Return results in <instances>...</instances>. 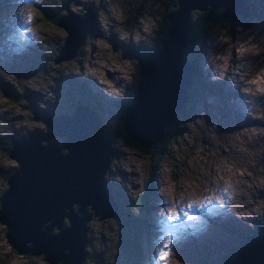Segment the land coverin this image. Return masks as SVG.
Returning <instances> with one entry per match:
<instances>
[{
  "label": "rangeland",
  "instance_id": "obj_1",
  "mask_svg": "<svg viewBox=\"0 0 264 264\" xmlns=\"http://www.w3.org/2000/svg\"><path fill=\"white\" fill-rule=\"evenodd\" d=\"M81 1L84 4L80 0H0V142L7 145L10 141L12 145L29 132L49 131L50 127L35 119L34 112L39 117V112L46 111L58 123L80 129L73 118L63 123L59 115L71 111L76 102L93 104L116 150L100 179L109 200L102 194L98 202L105 206L109 201L116 213L100 220L86 205L90 217L86 220L85 256L80 264H157V243L165 233L161 213L187 209L189 204L197 205L191 213L197 219L182 220L167 232L172 256L162 264H219L227 254L233 255L246 231L264 223V0H246L252 13L243 35L231 34L222 24H215L196 50L180 52L196 60V73L189 84L190 103L171 121L180 123L168 134L171 139L157 159L120 136L116 118L128 103L136 63L150 53L145 51L159 39L158 23L168 20L174 7L156 1L149 8L144 6L143 16L134 11L127 19L129 14L125 17L123 10L132 11L129 7H134V0ZM91 10L97 19L95 28L87 31L73 53L64 43L77 29L70 32L63 26L62 30L53 22L54 16L59 17L57 21L76 14L81 18ZM194 10H188L190 19L196 15ZM157 12L163 14L160 20ZM29 14L33 16L31 22L27 20ZM81 21L89 25L91 19L86 15ZM25 27L30 31L25 32ZM234 58L242 66L243 75L238 89L228 96L226 83L214 81L215 74L207 62L210 59L213 65L219 63L227 69ZM235 98L247 104L253 101L255 110L250 105L247 109L236 107L231 103ZM25 99L29 107L24 105ZM63 138L53 135L41 142L60 147ZM98 148L94 147L92 154H99ZM73 151L78 153L79 149L74 147ZM18 167L17 160L6 155V146H0V193L8 186L6 177ZM147 176L150 178L146 181ZM152 195L157 197L156 204L166 198L162 208H152ZM138 196L145 203L142 209L134 206ZM186 196L188 201L183 199ZM207 199L213 204L204 208ZM27 206L25 203L18 208L24 211ZM45 209L55 214L49 206ZM62 224H69L68 219L65 223L63 218ZM16 233H7L0 222L2 262L51 264L42 254L16 253L8 239L30 245Z\"/></svg>",
  "mask_w": 264,
  "mask_h": 264
},
{
  "label": "water",
  "instance_id": "obj_2",
  "mask_svg": "<svg viewBox=\"0 0 264 264\" xmlns=\"http://www.w3.org/2000/svg\"><path fill=\"white\" fill-rule=\"evenodd\" d=\"M177 2L179 8L161 39L162 47L140 62L141 81L132 101L125 104L124 115L120 116L125 133L146 147H152L165 136L162 125L167 127L188 97L185 90L190 84L192 65L180 54L186 42L188 10L208 8L203 21L211 18L215 8H222L220 17L227 16L231 22L237 20L238 15L247 18L251 13L246 0ZM91 12L81 17L84 19L89 15V19H92L94 11ZM62 19L58 21L61 27H69L70 32L77 29L72 38L71 35L67 36L64 43V47L69 44V50L75 53L86 31L91 29V24L78 23L72 15L68 20L65 17ZM46 71L43 70V73ZM47 113L39 112L37 117L34 112V117L50 127L49 131L29 132L15 140L8 151L17 160L19 167L7 176L8 186L1 192L0 222L5 224L7 233L11 230L18 232L30 243L24 246L8 239L18 254H42L43 259L51 264H80L85 256L82 250L86 240V220L90 217L86 205H90L100 220L116 213L109 201L105 206L98 202L102 194L108 199L101 188L100 179L103 172L107 171L109 159L116 155V150L110 145L111 135L103 131L101 116L90 104L76 103L71 111L59 115L63 123L73 118L80 129L60 124L49 118ZM83 118L87 119L83 121ZM53 135L64 137L60 147L53 142H41ZM100 142L101 145H98ZM93 145H98L97 148L101 150L99 154H92ZM74 147L79 149L78 153L73 151ZM61 148H65L66 152L61 153ZM56 171L61 174L56 175ZM13 198L15 200L11 201ZM25 203L29 206L21 211L19 208L25 206ZM73 205H76V211ZM47 206L56 215L47 211ZM64 216L69 224H62ZM54 224L57 225V232L52 230ZM29 231L33 236L31 238L27 236ZM220 264H264V223L251 228L233 255Z\"/></svg>",
  "mask_w": 264,
  "mask_h": 264
},
{
  "label": "trees",
  "instance_id": "obj_3",
  "mask_svg": "<svg viewBox=\"0 0 264 264\" xmlns=\"http://www.w3.org/2000/svg\"><path fill=\"white\" fill-rule=\"evenodd\" d=\"M134 1H135L134 7L133 6L132 7H129V9H131L132 11H130V10H123V12H125V17H126V14H129V17H126L127 19H129L130 17H132L135 14L134 11H137L138 13H140L143 16V10L145 9L144 6H146V8H149L156 1L157 2H160L164 6L167 5V4H172L173 5L174 10L169 13L168 20H166L162 25L158 23V28H157L156 32L158 34H160V35H159V39L155 42L152 50H154V51L160 50L161 47H162L161 40L160 39L164 37V34L167 32L168 27L171 24L172 17L176 14L177 8H179V4H178L177 0H155V1H152V0H149V1H147V0H134ZM147 2H150V3L148 4ZM52 6L54 7V10H56L57 12L59 11V9L57 8V6H55L54 4ZM59 6H61V5H59ZM138 7H139V9H138ZM147 11L148 10H146L145 13ZM207 11H208V8H204L203 10L195 9L194 12H195L196 15L194 17H192L191 19H190V16H189L188 12H187V20H186L187 34H186V42H185V46L186 47L184 48V50L181 51V54L183 53V51H184V53L187 51L188 54H189V53H191L192 49H195L198 45H200L201 42L204 40L205 36L207 35L208 30L211 28L212 25L222 24L223 25V28L226 31H228L229 33H231V34H237L238 32H240V35H243L245 32H247V31H245V28L247 26V23H246V21L244 19H241L240 18V20H239V18H237V20L231 22L230 19L227 16H223L221 18L220 15L222 13V8H215L214 11H213V14L211 15V18L206 19L205 21H203L204 16H205V14H206ZM157 14H158V12H157ZM55 17L56 16H54L53 22L56 23V25L58 27H60L62 30H64L58 24V21H57L58 18H55ZM161 17L163 18V14L162 15L161 14H158V19L157 20H160ZM96 20H97L96 19V16L93 14V18H92V21L90 23L91 26H93V28H95ZM41 21L42 20L40 19V21L38 23H41ZM43 23H47V20H44ZM74 29H76V28H74ZM127 39H129V38H127ZM78 49H79V47H77V51H78ZM136 64H137V67L138 68L136 69V73L133 76L134 83L131 85V94L129 96L128 102H131L132 99L134 98V96L136 94L137 85L141 81V75L139 73L140 64H139V62H137ZM1 92L5 96L8 97V100L9 101H13L12 100L13 98L11 96L7 95L8 93L6 94L5 92H3L2 89H1ZM186 92L187 93L190 92V86L187 87ZM27 100L28 99H25V104L24 105H26V106L29 107L30 103ZM189 103H190V99L188 97L186 99V101L183 102L182 106L175 112V115L174 116H176L178 113L183 114L184 109L187 107V105ZM75 104L76 103H74V105ZM70 110H72V109H70ZM65 111H67V110H65ZM121 115H124V110H122ZM116 120L118 121L117 122L118 125H117V128H116V131L119 132V135L122 136V137H124L128 142H133L134 144L138 145L139 148L143 152L146 151L148 154H150L151 156L155 157V159H157V157H159L162 154H164L163 151L165 149V145L171 139L168 134L171 133L172 132V129L175 126L179 125V123H180V122L178 123V121L175 122V123H171L172 120H170L169 123L167 124V127L166 126L163 127L164 128V132L167 135L164 136L161 140L157 141L152 147H146V146L141 145L140 143L134 141L128 134L125 133L121 117H118L117 116ZM6 128H7V126H6ZM4 145L6 146V155L9 156L7 150L11 147L10 146L11 145V142L9 141V143L7 145L4 144V143H2V142H0V146H4ZM162 147H163V150H162ZM65 152H66V149H62V153H65ZM149 178L150 177L147 176L146 177V181L149 180ZM143 203H144V201L142 200V197L141 196H138V197L134 198V206H136L137 209H140V208L142 209L144 207V205H145V203L144 204ZM73 208H74V205H73ZM64 220H65V223H66L67 222V219L65 217H64ZM254 227H256V228L258 227L257 223L254 225ZM14 251L16 252L15 249H14ZM230 256H231V253L230 254H227L218 263H221L223 261L228 260L230 258ZM94 257H95L96 261H100L99 257H96V256H94ZM0 264H5L4 262H2V259L1 258H0Z\"/></svg>",
  "mask_w": 264,
  "mask_h": 264
},
{
  "label": "snow or ice",
  "instance_id": "obj_4",
  "mask_svg": "<svg viewBox=\"0 0 264 264\" xmlns=\"http://www.w3.org/2000/svg\"><path fill=\"white\" fill-rule=\"evenodd\" d=\"M28 22H31L33 20V16L29 14L27 16ZM25 32H29L30 29L25 27ZM213 204L212 199H207L203 207L208 208L210 205ZM197 207V205L189 204L187 209H179V211L171 212V213H161V228L162 231L167 234V232L172 229L173 227L178 225V222L184 221H195L197 219L196 215L191 214L192 209ZM171 222V223H170ZM182 226V225H181ZM170 240H166L163 244V247L160 249L158 256H157V264H162V262H165L171 255V249H170Z\"/></svg>",
  "mask_w": 264,
  "mask_h": 264
},
{
  "label": "clouds",
  "instance_id": "obj_5",
  "mask_svg": "<svg viewBox=\"0 0 264 264\" xmlns=\"http://www.w3.org/2000/svg\"><path fill=\"white\" fill-rule=\"evenodd\" d=\"M80 2H82V1H80ZM84 3V2H83ZM156 11H157V9H156ZM251 13H252V11H251ZM250 13V14H251ZM95 15V14H94ZM251 15H249L247 18H241V19H244L245 21H246V23H247V20L246 19H248L249 17H250ZM57 18H59V17H57ZM81 18H83V17H81ZM81 18L79 17V16H76V17H74V19L78 22V23H81V22H83V21H81ZM72 21H73V19H72ZM91 21H92V19H91ZM91 21H90V23H91ZM76 22V23H77ZM68 23V22H67ZM67 25V24H66ZM70 25V24H69ZM94 28H93V26H91V30H93ZM162 39V38H161ZM160 39V40H161ZM203 42V41H202ZM201 42V43H202ZM201 45V44H200ZM200 45H198L195 49H193V50H196ZM186 46H184L183 48H185ZM192 50V51H193ZM191 51V52H192ZM145 52H150V53H148V55L149 54H151V53H153V52H155L154 50H152V49H150V50H147V51H145ZM147 55V56H148ZM146 56V57H147ZM185 60L186 59H191L193 62H194V65H192V71H191V74H190V78L193 76V73H196V67H195V58H186L184 55L182 56ZM234 59H236V58H234ZM234 59H231L230 60V63H227V66H228V76H231V75H233V76H235V79L233 78V77H231L232 79H234V80H236V81H238L239 82V86H240V83H241V77H242V75H243V72H241V70L243 69L242 68V66L239 64H237V63H235V62H237V60H234ZM209 61H210V59H209ZM233 63H234V65H233ZM233 65V66H232ZM208 67V69H211L213 72L218 68V64L217 65H212V63L210 62V64H209V66H207ZM191 81V80H190ZM225 83V82H224ZM223 83V81L222 82H220V84H224ZM226 87H227V85H226ZM227 88H229V87H227ZM188 97H189V93H188ZM187 97V98H188ZM186 101V100H185ZM243 102H244V100H243ZM243 102H238L239 104H243ZM76 103H84V102H76ZM89 104V103H88ZM127 104V103H126ZM90 106L91 107H93V108H95L96 109V111H97V113H98V109L95 107V106H93V104H90ZM99 114V113H98ZM263 224V223H262ZM254 227V226H253ZM252 227V228H253ZM250 232V230L247 232L246 231V234L247 233H249ZM220 264V263H219Z\"/></svg>",
  "mask_w": 264,
  "mask_h": 264
},
{
  "label": "bare ground",
  "instance_id": "obj_6",
  "mask_svg": "<svg viewBox=\"0 0 264 264\" xmlns=\"http://www.w3.org/2000/svg\"><path fill=\"white\" fill-rule=\"evenodd\" d=\"M87 32V31H86ZM114 49H115V46H114ZM235 60H237V59H235ZM142 62V61H141ZM114 80V79H113ZM118 83L120 84V83H122V81H121V79H119V81H118ZM241 84V83H240ZM238 89V88H237ZM241 91V90H240ZM253 97V96H252ZM246 101V100H245ZM244 101V102H245ZM247 103V102H246ZM240 114V113H239ZM242 116V115H241ZM244 118V117H243ZM87 118H83L82 120L84 121V120H86ZM255 121V120H254ZM77 122H80V121H77ZM242 126V125H241ZM99 138V137H98ZM96 141V140H95ZM102 142V141H101ZM101 142H100V144H98V145H101ZM98 145H93V147H97ZM97 158V157H96ZM224 167V166H223ZM227 167V166H226ZM229 168V167H228ZM230 170V169H229ZM215 173L217 172V170L215 169V171H214ZM36 177V176H35ZM37 179V178H36ZM42 190V189H41ZM41 193V192H40ZM166 196V195H165ZM162 197H163V195H162ZM184 199V201H188L189 199H188V197L186 196V198H183ZM157 200V197H156V195L154 196V195H152L151 196V205H152V208H162L164 205V203H165V201H167L166 200V198H161V203L160 204H156L155 203V201ZM193 200V199H192ZM160 201V200H159ZM150 205V206H151ZM162 206V207H161ZM165 211V210H164ZM34 235V234H33ZM27 236L29 237V238H31V237H33V236H31V233H30V231L29 232H27Z\"/></svg>",
  "mask_w": 264,
  "mask_h": 264
},
{
  "label": "flooded vegetation",
  "instance_id": "obj_7",
  "mask_svg": "<svg viewBox=\"0 0 264 264\" xmlns=\"http://www.w3.org/2000/svg\"><path fill=\"white\" fill-rule=\"evenodd\" d=\"M70 110V109H69Z\"/></svg>",
  "mask_w": 264,
  "mask_h": 264
}]
</instances>
